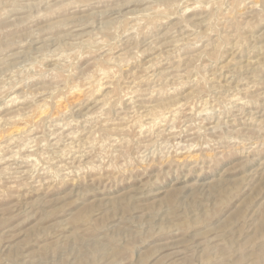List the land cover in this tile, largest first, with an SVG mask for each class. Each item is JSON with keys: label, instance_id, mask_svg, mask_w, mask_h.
<instances>
[{"label": "rangeland", "instance_id": "374dc122", "mask_svg": "<svg viewBox=\"0 0 264 264\" xmlns=\"http://www.w3.org/2000/svg\"><path fill=\"white\" fill-rule=\"evenodd\" d=\"M178 2L13 0L21 7L0 19V172L85 190L41 213L34 231L71 224L118 233L138 223L148 228L139 258L149 264L165 246L161 236L180 243L207 204L205 189L238 196L255 175L243 171L247 157L227 163L242 152L195 161L202 148L242 142L264 119V20L230 31L195 8L198 0L179 12ZM67 36L99 53L89 63L103 83L93 79L87 93L73 79L81 61L63 51ZM214 219L204 223L223 228Z\"/></svg>", "mask_w": 264, "mask_h": 264}, {"label": "clouds", "instance_id": "9594fccd", "mask_svg": "<svg viewBox=\"0 0 264 264\" xmlns=\"http://www.w3.org/2000/svg\"><path fill=\"white\" fill-rule=\"evenodd\" d=\"M188 6L186 0H179L174 5L178 12ZM193 6L202 9L210 22L230 31L248 28L257 17L264 20V0H198ZM19 7L13 0H0V19ZM72 31L76 28L72 27ZM61 40L63 51L73 60L81 61L73 79L80 81L82 91L88 92L93 79L103 83L104 73L96 64L89 63L98 58L99 53L92 57L89 48L71 36L61 37ZM58 87L64 88L63 82ZM98 91L99 84L93 94ZM229 151L244 155H234L227 163L247 157L250 163L243 171L255 169V175L238 196L232 197V193L227 192L221 197L218 191L209 194L205 189L207 204L200 203V216L182 229L180 243H175V237L161 236L165 246L152 256L149 264H264V119L250 123L242 142L202 148L199 160L195 162L207 165ZM226 166V163L222 164L214 174L219 175ZM73 178L68 177L69 180ZM84 191L79 184L75 187L70 182L62 185L44 176L29 178L22 171L14 176L0 172V264H142L140 244L148 228H140L138 223H126L118 233L71 224L56 233L33 230L41 213L52 208L59 210ZM68 193L71 195L65 200L57 199ZM229 197H232L230 203L217 207L220 199L228 200ZM84 199L92 197L85 196ZM213 216V225L225 222L223 228L210 229L204 223ZM82 240L86 241L84 247L80 246ZM130 249L136 252L135 260L130 258Z\"/></svg>", "mask_w": 264, "mask_h": 264}, {"label": "bare ground", "instance_id": "6f19581e", "mask_svg": "<svg viewBox=\"0 0 264 264\" xmlns=\"http://www.w3.org/2000/svg\"><path fill=\"white\" fill-rule=\"evenodd\" d=\"M184 10H186V9H184ZM184 13V12H183ZM175 43V42H174ZM77 86V85H76ZM100 86V85H99ZM75 87V86H74ZM76 88V87H75ZM101 88V87H100ZM75 90V89H74ZM77 90H79V89H77ZM99 92V91H98ZM13 98V97H12ZM17 98V97H16ZM231 98V97H230ZM21 100V99H20ZM102 102V101H101ZM205 110H206V108H204ZM178 111V110H177ZM43 113V112H42ZM155 113V112H154ZM151 114V113H150ZM157 114V113H156ZM155 115V114H154ZM159 116V115H158ZM156 118V117H155ZM143 125V124H142ZM142 127V126H141ZM11 134H13V133H11ZM11 136H9L8 138H10ZM13 138V135H12V137L10 138V139H12ZM1 143V142H0ZM191 154V153H190ZM27 157V156H26Z\"/></svg>", "mask_w": 264, "mask_h": 264}]
</instances>
